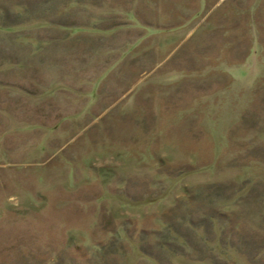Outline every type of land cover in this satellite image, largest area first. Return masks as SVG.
I'll return each instance as SVG.
<instances>
[{
  "label": "rangeland",
  "instance_id": "1",
  "mask_svg": "<svg viewBox=\"0 0 264 264\" xmlns=\"http://www.w3.org/2000/svg\"><path fill=\"white\" fill-rule=\"evenodd\" d=\"M36 1L0 0V83L30 95L31 37L43 31L32 24H47L49 8ZM88 1L90 19L52 22L86 32L66 43L72 87L51 84L75 110L51 125L8 124L23 130L16 137L0 119V264H264V3L252 14L262 51L247 67L253 20L226 27L244 42L208 40L192 22L152 55L151 71L117 56L129 39L113 31L140 28L134 13L123 21ZM213 52L232 76L198 61Z\"/></svg>",
  "mask_w": 264,
  "mask_h": 264
},
{
  "label": "crops",
  "instance_id": "2",
  "mask_svg": "<svg viewBox=\"0 0 264 264\" xmlns=\"http://www.w3.org/2000/svg\"><path fill=\"white\" fill-rule=\"evenodd\" d=\"M38 1L33 5H42L38 8L49 7L48 10H45L47 11V15H49L50 12L54 13L57 11L59 20H54L53 18H49L50 16L44 15L46 18L44 20L47 24H32L33 27L38 26L43 31L42 33L39 32V35L32 34L31 37V62L33 69V76L31 77V95L30 93H27V90L25 89H7L0 83V119H3V130H5V132L6 130L7 132L11 130L14 133V137H16L15 135H20L19 133H22L23 131L20 130L21 128H14L16 122L21 119L28 120L32 124L35 123V125H51L53 116L56 117L60 115L59 117H64V115L75 110L72 109L73 107L71 106L70 100L65 98L68 97L65 95L66 92H62V98H54L51 84L55 78H61L64 83H66L64 84L65 87L68 89L72 87L66 79L71 72V63L69 61L71 50L66 47V43L77 41L79 37L85 35L86 32H69L66 29H63V27L59 28L56 25L53 26L52 22L55 21L62 25H67L78 24L83 20L90 19L87 12L82 13V11H86V7L90 6L91 3H89L88 0H44L50 2L55 1L54 3L60 1V5H63V8L58 7L57 9H54L48 4H38ZM263 1L264 0H109L108 2V0H100L99 4L95 5V7H99V11H110L111 13L109 17L113 14L123 21H126L124 20L125 14L123 13L125 9L134 13L136 16L134 19L136 20L137 25L144 29L141 27L137 28L134 25L131 28L124 30V28H121L123 26H117L113 31L114 35L116 34L117 36L119 33H125L129 39L127 40L126 47H124V52L122 51L118 53L117 56L119 59L124 58L123 60H127L126 66L131 64L133 70L144 68V70L152 71L155 65L152 62V55L154 56L157 51H160L166 43L183 36L185 33V26L188 24H191L192 22L196 23V25L198 24L196 28L199 29V32L202 31L200 30V28H202L203 35L209 36L208 40L213 36L220 35L221 38H216L224 41V39H228V36L230 38L234 35V37L239 40L238 42H244L245 34H236L233 33L231 28H227L242 27L249 20H253L251 23V35L253 37L249 35V40L251 38L252 46L249 47L248 53L244 55L243 60L240 62H244L243 64L247 67L246 63L249 54H251L249 58L255 59L254 57L261 54L263 47V44L255 38L257 24H255V19L252 16L255 9H262ZM39 3L46 2L41 1ZM65 6L68 9H65ZM107 8L109 10H107ZM159 10L162 12H159ZM74 11L79 12V17L72 16ZM248 11H250V14H248ZM155 14H158V16L153 17L152 15ZM35 16L36 15H34V17ZM187 18L190 19V21L185 24L184 19ZM91 20L95 22V26L97 27H99L98 24L107 21V19H102L100 17L91 18ZM243 22L244 24L242 25ZM216 26L223 27V31L217 29ZM45 28L47 29V33L45 32ZM188 32L189 30L186 33ZM219 32H221L222 35L219 34ZM246 37L248 36L246 35ZM204 43L205 41H199L195 44L193 49L201 47ZM214 50L215 49L212 51ZM238 51L239 48L236 52L238 53ZM79 55L81 56V54ZM217 57V54L213 52L207 57H197V59L198 61L206 60L208 66L207 69L211 68L213 69V72L220 71V73H226L230 76V67L229 70H226L227 68H224L223 65L220 67L214 65L216 63L214 62V59ZM209 59H213V62L210 63ZM219 59L222 60L223 58ZM223 60L224 63L227 62L230 64L229 61H227L228 59ZM124 62L120 60L117 61L113 68H118L121 66V63ZM240 66L241 65L238 63L237 67ZM76 69L82 73V67L77 66ZM246 71L243 74H245ZM154 81H156V79ZM56 106H60L62 109L66 106L69 107L67 108V111L63 113L61 111H53L52 108H56ZM26 107H30L31 113L28 109H25ZM6 116L12 117L13 122L4 118ZM68 118L69 120L72 119L70 120L71 123L76 122L73 115H70ZM8 124L14 125L9 128ZM61 126H67V123H63ZM38 131L39 127L36 128V132ZM241 259L243 258H235L233 263Z\"/></svg>",
  "mask_w": 264,
  "mask_h": 264
},
{
  "label": "trees",
  "instance_id": "3",
  "mask_svg": "<svg viewBox=\"0 0 264 264\" xmlns=\"http://www.w3.org/2000/svg\"><path fill=\"white\" fill-rule=\"evenodd\" d=\"M0 27H1V26H0ZM5 27H6V26H5ZM2 28H3V27H2ZM10 28H13V27H9V26L6 27V29H10ZM167 229H170V227L167 226ZM162 245H164V246H163V247H165L164 249H167V250L169 251L168 253H169L170 255L173 254V250H174L173 248L169 247V245H165L164 243H162Z\"/></svg>",
  "mask_w": 264,
  "mask_h": 264
}]
</instances>
